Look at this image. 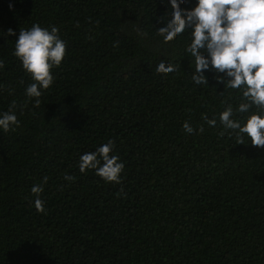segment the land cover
I'll list each match as a JSON object with an SVG mask.
<instances>
[{
	"label": "trees",
	"instance_id": "obj_1",
	"mask_svg": "<svg viewBox=\"0 0 264 264\" xmlns=\"http://www.w3.org/2000/svg\"><path fill=\"white\" fill-rule=\"evenodd\" d=\"M169 7L0 0V112L15 102L19 121L0 130V264H264V147L244 134L240 144L219 121L231 104L243 122L236 107L248 101L212 71L207 84L191 81L188 31L167 43L157 35ZM33 23L56 26L66 42L39 105L13 55ZM160 60L175 71L157 72ZM109 140L124 164L119 183L78 167L80 154Z\"/></svg>",
	"mask_w": 264,
	"mask_h": 264
},
{
	"label": "clouds",
	"instance_id": "obj_2",
	"mask_svg": "<svg viewBox=\"0 0 264 264\" xmlns=\"http://www.w3.org/2000/svg\"><path fill=\"white\" fill-rule=\"evenodd\" d=\"M166 4L171 12L167 21L157 27V35L167 43L188 31L190 40L184 53L194 63L191 81L195 85L207 84L204 73L212 71L223 88L239 89L242 100L248 102L237 105L236 112L248 115L243 122L234 119L233 107L229 104L220 112L219 121L225 129L236 131L240 144H243L244 134L251 145L264 147V0H195L191 8H182L180 0H166ZM138 34L142 33L138 31ZM65 54L66 42L56 26L49 29L33 23L28 29L19 30L13 55L33 81L24 91L26 97L36 98L35 105H39V97L52 85L51 69L61 64ZM156 71L172 73L175 65L160 60ZM252 106H256L257 111L250 112ZM14 108L15 102L7 111L0 112V130L18 126ZM203 119L209 127L216 125L215 118L205 116ZM182 128L186 133L193 132L188 121L183 122ZM113 147L109 140L94 151L80 154L79 171L91 169L105 182L119 183L124 164L113 154ZM65 178L72 179L69 175ZM42 179L46 182L47 177ZM30 191L35 195L34 207L43 211L44 202L40 198L43 187L34 184Z\"/></svg>",
	"mask_w": 264,
	"mask_h": 264
}]
</instances>
